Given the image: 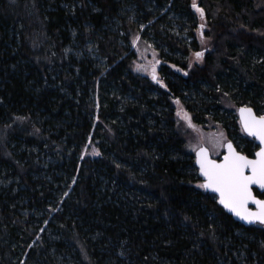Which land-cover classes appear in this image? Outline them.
<instances>
[{
    "label": "trees",
    "instance_id": "obj_1",
    "mask_svg": "<svg viewBox=\"0 0 264 264\" xmlns=\"http://www.w3.org/2000/svg\"><path fill=\"white\" fill-rule=\"evenodd\" d=\"M200 4L0 0V264H264V226L199 187L174 108L253 157L233 111L264 113V0ZM133 34L163 84L132 72Z\"/></svg>",
    "mask_w": 264,
    "mask_h": 264
},
{
    "label": "snow or ice",
    "instance_id": "obj_2",
    "mask_svg": "<svg viewBox=\"0 0 264 264\" xmlns=\"http://www.w3.org/2000/svg\"><path fill=\"white\" fill-rule=\"evenodd\" d=\"M191 6L200 14L201 20H203L205 10L199 7L197 0H192ZM204 27L205 24L201 23L200 29L203 30ZM201 35H203L202 32ZM137 40H139V36L134 38L133 43L135 44ZM194 55L197 60H200L204 53L196 52ZM152 79L163 84V81L158 79L154 66L152 68ZM176 103L179 104L180 101L177 100ZM240 112L242 114L247 113L242 121L244 130L259 139L261 145H264V115L257 117L252 114L250 108H241ZM184 119L187 120L190 126L195 127L191 124V118L187 113L184 114ZM226 147L228 151L222 161L210 159L208 149L199 148L196 163L199 165L200 173L204 177V182L199 187L218 193L219 203L240 219L248 223L259 222L264 224V199L257 198L252 189L253 185H258L261 189H264V147H260L259 151L255 153L254 159L237 152L231 141L227 142ZM117 166L119 167V165ZM64 195H67V193H64ZM250 202L256 205L255 210L248 207Z\"/></svg>",
    "mask_w": 264,
    "mask_h": 264
},
{
    "label": "rangeland",
    "instance_id": "obj_3",
    "mask_svg": "<svg viewBox=\"0 0 264 264\" xmlns=\"http://www.w3.org/2000/svg\"><path fill=\"white\" fill-rule=\"evenodd\" d=\"M200 2L201 0H197L199 7H201ZM190 3L192 4V0H190ZM193 10L196 11L195 9ZM201 23L205 24V22L203 21L200 22V24ZM201 32L204 35L205 27L203 30L201 29L198 30V35L202 38L203 35H201ZM137 36L139 35L133 34L130 39L131 49L135 54V60L133 61L131 68L132 72L134 74H138L143 77H147L150 80H153L152 68L154 66L156 75L158 79L161 80L159 75V70L162 62L159 60L156 51L149 44H147V42L143 41L140 38V36H139V40H137L135 44L133 43L134 38ZM201 59L197 60L195 58V55H193L192 56L193 63L191 64L198 63L201 61ZM138 66H142V67H138ZM174 108H175V119L177 122L178 131L180 135L186 140L189 151L194 153L198 148L205 146L209 150L211 157L215 160H219L224 153V144L227 141H230L228 137V133L220 125L217 124H208L204 127L196 126L192 122L191 115L187 111H185V109L182 107L181 104L175 103ZM238 108L239 107H236L233 111L236 113V115ZM185 113H187L188 116H190L191 124L194 125L195 127L190 126L187 120L184 119ZM262 115H264V113Z\"/></svg>",
    "mask_w": 264,
    "mask_h": 264
},
{
    "label": "water",
    "instance_id": "obj_4",
    "mask_svg": "<svg viewBox=\"0 0 264 264\" xmlns=\"http://www.w3.org/2000/svg\"><path fill=\"white\" fill-rule=\"evenodd\" d=\"M241 108H250V109L252 110V114H253V115H255V116H257V117H259V116L255 114L254 110H253L251 107L241 106V107H239L238 110H237V118H238V121H239L240 128H241L243 134H244L246 137L250 138L251 140H253V141L255 142V144H256L257 147H258V149H257L256 152H258L259 149H260V147H264V145H261L259 139H257L256 137H253V136L250 135L247 131L244 130V127H243V123H242V121H243V119H244V116L247 115V113L242 114V113L240 112V109H241ZM227 142H228V141H227ZM227 142L224 144V153H223V155H222V156L220 157V159L217 160V161H222L224 155L227 153V151H228V149H227V147H226ZM231 143H232V145H233V148L237 151V149L235 148V146H234V144H233L232 141H231ZM202 147L206 148L205 146H202ZM198 150H199V148L194 152V163H195V167H196L197 172H198V176H199V178L201 179V181H202V183H203V182H204V177H203L202 174L200 173L199 165L196 163V161H197V151H198ZM237 152H239V151H237ZM256 152H255V153H256ZM240 153H241V152H240ZM255 153H254L253 157H249V158L254 159V158H255ZM241 154H243V153H241ZM208 155H209V158H210V159H213V158L211 157V155H210L209 150H208ZM213 160H215V159H213ZM252 189H253V194H254L257 198H259V199H264V198H261V197H259V196H257V195L255 194V190H256L257 192H259L260 194H264V189H261L258 185H253V186H252ZM203 190H204L206 193H209V194L213 195V196L216 198V200H217V204H218V205L224 210V212H225L226 214H228L229 216H231L232 219H233L235 222H237V223H239V224H241V225H243V226H245V227H248V226H254V225H261V226H264V224H260L259 222L248 223L247 221L240 219V218L237 217L234 213L230 212L228 209L224 208V206L221 205V204L219 203V195H218V193H215V192L211 191L210 189H204V188H203ZM248 207H249V208H252L253 210H255L256 205L250 202L249 205H248Z\"/></svg>",
    "mask_w": 264,
    "mask_h": 264
},
{
    "label": "flooded vegetation",
    "instance_id": "obj_5",
    "mask_svg": "<svg viewBox=\"0 0 264 264\" xmlns=\"http://www.w3.org/2000/svg\"><path fill=\"white\" fill-rule=\"evenodd\" d=\"M257 149H258V147H257ZM257 151V150H256Z\"/></svg>",
    "mask_w": 264,
    "mask_h": 264
}]
</instances>
